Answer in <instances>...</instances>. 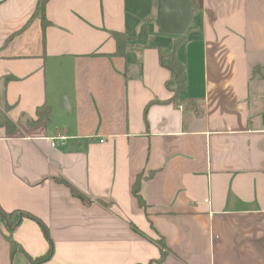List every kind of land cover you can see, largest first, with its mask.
Returning <instances> with one entry per match:
<instances>
[{
    "label": "crops",
    "instance_id": "crops-1",
    "mask_svg": "<svg viewBox=\"0 0 264 264\" xmlns=\"http://www.w3.org/2000/svg\"><path fill=\"white\" fill-rule=\"evenodd\" d=\"M39 1L0 0V264H264V0H195L183 36L158 0Z\"/></svg>",
    "mask_w": 264,
    "mask_h": 264
},
{
    "label": "trees",
    "instance_id": "trees-1",
    "mask_svg": "<svg viewBox=\"0 0 264 264\" xmlns=\"http://www.w3.org/2000/svg\"><path fill=\"white\" fill-rule=\"evenodd\" d=\"M46 0H40L38 4V13L44 11ZM113 35L115 36L116 42H117V53L119 55H124L128 48V40L129 37L125 35L124 33L120 31H114ZM176 46L174 47V50L170 53H161L160 61L161 64H164L170 72H171V80L169 81V87L175 86V84L178 86V89L181 90L185 86V78H184V71H185V65L181 62V60L178 58L176 53ZM39 113V119L44 118L45 120L50 119V113H49V107L48 106H42L38 109ZM0 125L6 127L9 129V132L14 131L15 125L9 117L4 114L0 110ZM141 178L138 177L137 180L134 182L133 187V194L136 197V199L139 201V204L142 207L146 206V201L143 199L141 195ZM76 194H79L77 191L74 190ZM24 215H21L19 212H13L11 214L5 212L0 205V233H2L7 241L10 244V250H11V257L13 258L15 254L18 252V250H22L21 245L13 238L14 230L21 224L22 218ZM1 224H4L6 232H3ZM45 233L50 238V235L48 234V229L46 226L43 227ZM159 244L162 246V248H165L164 240L163 238L158 240ZM18 249V250H17ZM54 253L53 249V243L50 241V247L49 250L45 253V255L40 257H32L29 258L32 260L34 264H43L46 260L50 259L51 256ZM159 261V260H157ZM150 264H155V261H152Z\"/></svg>",
    "mask_w": 264,
    "mask_h": 264
},
{
    "label": "water",
    "instance_id": "water-1",
    "mask_svg": "<svg viewBox=\"0 0 264 264\" xmlns=\"http://www.w3.org/2000/svg\"><path fill=\"white\" fill-rule=\"evenodd\" d=\"M157 26L164 34L183 36L194 20L195 0H158Z\"/></svg>",
    "mask_w": 264,
    "mask_h": 264
},
{
    "label": "rangeland",
    "instance_id": "rangeland-1",
    "mask_svg": "<svg viewBox=\"0 0 264 264\" xmlns=\"http://www.w3.org/2000/svg\"><path fill=\"white\" fill-rule=\"evenodd\" d=\"M1 227H2L3 232H6V234H8V232H7L6 229H5L4 224H1ZM1 234H2V233H1ZM2 235H3V234H2ZM4 237H5V236H4ZM17 250H18V249H17ZM18 252H19V250H18ZM27 260H28V264H34L30 258H27Z\"/></svg>",
    "mask_w": 264,
    "mask_h": 264
},
{
    "label": "built area",
    "instance_id": "built-area-1",
    "mask_svg": "<svg viewBox=\"0 0 264 264\" xmlns=\"http://www.w3.org/2000/svg\"><path fill=\"white\" fill-rule=\"evenodd\" d=\"M66 137L65 136H59L58 139H65ZM53 143V146L56 145V143L52 142Z\"/></svg>",
    "mask_w": 264,
    "mask_h": 264
}]
</instances>
